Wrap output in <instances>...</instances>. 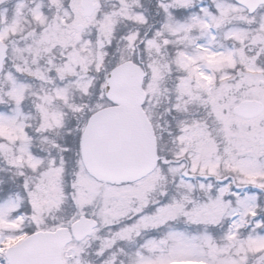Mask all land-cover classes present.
<instances>
[{"label":"snow or ice","instance_id":"1","mask_svg":"<svg viewBox=\"0 0 264 264\" xmlns=\"http://www.w3.org/2000/svg\"><path fill=\"white\" fill-rule=\"evenodd\" d=\"M0 264H264V0H0Z\"/></svg>","mask_w":264,"mask_h":264}]
</instances>
